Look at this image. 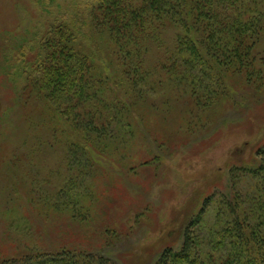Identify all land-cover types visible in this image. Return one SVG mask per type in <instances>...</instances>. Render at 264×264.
Here are the masks:
<instances>
[{
    "label": "trees",
    "instance_id": "trees-1",
    "mask_svg": "<svg viewBox=\"0 0 264 264\" xmlns=\"http://www.w3.org/2000/svg\"><path fill=\"white\" fill-rule=\"evenodd\" d=\"M73 9L76 13L67 19L54 17L44 35L29 41L31 46L19 44L13 57L20 64L12 66L11 59L5 60L7 55H0L6 61L5 68L0 67V94L4 98L10 93L17 102L4 111L10 118L18 114L14 120L18 134L13 138L41 139L46 134L47 146L42 149L64 147V160L69 171L75 172L48 198H35L36 190L29 188L33 184L25 187L20 182L23 188L18 184L17 188L28 193L26 199L19 191L21 200L29 207L36 204L37 216L45 215L41 207L52 208L67 215L63 217L87 223L97 209L94 200L107 193L95 192V183L89 181L97 174L92 169L97 160L155 162L162 158L153 151L122 159L129 156L136 137L153 148L178 143L177 131L163 135L153 130L149 133L153 138L145 133L151 123L147 111L159 110L153 95L161 86L177 84L181 98L190 103L188 113L193 116L197 109L202 117L220 101L236 103L250 97L256 102L253 96L264 93V64L258 66L255 54L264 31V0H75ZM252 116L257 115L245 120L250 127L257 123ZM43 141H38L39 147ZM257 156L259 160L230 170L235 191L224 201L229 220L212 239V250L221 256L205 254L200 238L190 230L194 227H188L180 249H167L155 264H264V144ZM0 160L16 157L0 144ZM0 171L11 175L14 170L2 162ZM109 172L100 177L110 176V168ZM20 175L27 178L25 173ZM249 179L255 182L251 194L242 190V181ZM106 181L105 186L112 189L115 183L111 178ZM11 186L15 189L9 185V197L13 196ZM60 196L68 199L61 204ZM41 201L48 204L42 206ZM104 212L106 225L108 207ZM53 247L13 257L3 253L0 264H117L66 244Z\"/></svg>",
    "mask_w": 264,
    "mask_h": 264
},
{
    "label": "rangeland",
    "instance_id": "rangeland-1",
    "mask_svg": "<svg viewBox=\"0 0 264 264\" xmlns=\"http://www.w3.org/2000/svg\"><path fill=\"white\" fill-rule=\"evenodd\" d=\"M74 2L0 0V55H7L5 60L11 59L9 63L12 66L20 64L15 59L19 44L31 46L32 40L45 34L54 17L63 20L75 14ZM255 54L261 68L264 64V31L257 42ZM5 60L0 57L1 68H5ZM177 86L164 84L153 95L159 110L155 113L151 109L147 111L151 123L146 127L149 132L145 133L153 138L149 135L153 130L163 135L177 131L178 143L170 144V148H166L165 144L160 147L155 144L153 148L145 139L136 137L130 145L129 156L122 159L153 151L155 157L163 155L164 158L162 156L155 162L97 160V164L92 166L97 174L88 179L95 183V192L100 195L107 193L94 200V204L100 199L102 201L96 206L93 204L97 209L93 211V219L87 223L63 217L67 215L58 214L52 208L41 207L46 211L45 215L37 216L39 207L36 204L29 207L21 200L19 191L23 195L27 190H19L17 184L23 188L31 183L33 186L29 188L36 190L33 193L35 198L38 195L48 198L52 192L63 188L65 181L75 172L69 171L68 160H64V147L42 149L47 146V142L43 141L48 140L46 134L41 139L28 136L16 138L18 132L14 130V120L17 121L18 114L10 118L4 111L8 110L12 101L14 106L17 102L10 93L4 98L0 94V141L4 143L0 144L16 157V160H0V164L5 162L16 173L20 170L19 174L25 173L27 177L21 178L14 171L12 176L0 171V256L8 253L13 257L31 249L50 250L53 246L66 244L101 255L117 264H155L167 249L178 251L187 228L194 227L190 230L200 238L203 252L219 258L221 254L212 250V241L216 232L224 228L229 220L224 201L228 193L231 197L235 191L230 170L251 160H259L257 151L264 144V125L261 130L258 129L264 122V93L253 96L256 102H251L250 97L236 103L220 101L215 110L206 112L208 116L202 117L197 109H193V116L188 113L190 103L181 98L184 95ZM185 97L188 98V95ZM19 104L24 108V104ZM250 114L257 115V118L251 117L257 121L252 127L246 125L248 120L245 121ZM171 119L172 124L169 123ZM247 128H252V131ZM12 135L16 136L15 139ZM40 140L44 142L42 147L38 144ZM126 165L129 167L126 168ZM109 168L110 176L100 177L103 172H109ZM110 178L115 183L112 189L105 186ZM11 184L15 189L11 186L13 196L9 197L11 190L8 187ZM254 187L255 182L250 179L242 181L244 192L251 194ZM27 194L24 195L26 199ZM60 197L61 204L63 199H68V196ZM40 204L46 206L48 203L41 201ZM107 207L110 212L108 224L104 225V220H107L104 209L107 210ZM198 217L199 223L193 226ZM104 229L109 230L108 233L105 234Z\"/></svg>",
    "mask_w": 264,
    "mask_h": 264
}]
</instances>
